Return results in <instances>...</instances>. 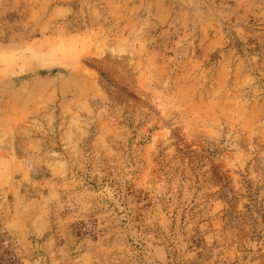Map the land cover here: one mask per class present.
<instances>
[{"label": "rangeland", "instance_id": "obj_1", "mask_svg": "<svg viewBox=\"0 0 264 264\" xmlns=\"http://www.w3.org/2000/svg\"><path fill=\"white\" fill-rule=\"evenodd\" d=\"M0 260L264 264V0H0Z\"/></svg>", "mask_w": 264, "mask_h": 264}, {"label": "built area", "instance_id": "obj_2", "mask_svg": "<svg viewBox=\"0 0 264 264\" xmlns=\"http://www.w3.org/2000/svg\"><path fill=\"white\" fill-rule=\"evenodd\" d=\"M2 243H3V244H6L7 241H3ZM3 262H4V261H1V260H0V264H2Z\"/></svg>", "mask_w": 264, "mask_h": 264}]
</instances>
